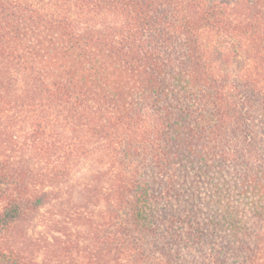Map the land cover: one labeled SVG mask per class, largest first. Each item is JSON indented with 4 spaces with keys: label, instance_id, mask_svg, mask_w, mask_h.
<instances>
[{
    "label": "trees",
    "instance_id": "16d2710c",
    "mask_svg": "<svg viewBox=\"0 0 264 264\" xmlns=\"http://www.w3.org/2000/svg\"><path fill=\"white\" fill-rule=\"evenodd\" d=\"M244 4L0 0V264H258L264 0ZM84 162V246L68 223L43 260L4 245Z\"/></svg>",
    "mask_w": 264,
    "mask_h": 264
},
{
    "label": "rangeland",
    "instance_id": "374dc122",
    "mask_svg": "<svg viewBox=\"0 0 264 264\" xmlns=\"http://www.w3.org/2000/svg\"><path fill=\"white\" fill-rule=\"evenodd\" d=\"M237 8L238 11L241 10L242 12V10H245L247 13L244 0H239ZM226 36L227 40L229 35ZM239 39L235 38L234 41L236 45H238V43L240 44ZM224 45L226 54L223 60V68H225L223 71L226 72L234 69L239 72L242 69L240 74L249 73L256 77V68L250 65L251 62L246 58L243 48H237V52L235 51L233 57V55L229 54L228 44L224 43ZM261 45L264 46V40ZM258 81L264 85V76L262 77L260 75ZM96 146L100 147L99 149H102L100 144H96ZM96 164V162H93L94 166ZM86 167H90L89 162L80 163L74 170L71 180H68V182L62 186V189H64L63 195L61 196L60 192L58 197L42 206L34 214L31 220L23 222L16 227L17 229L15 228L10 236H5L3 239L4 245L12 247L13 249H20L27 256L37 261L43 260L44 258L59 253L61 250V240L67 239L64 234H61V224L68 223L67 225L71 228V237L77 239L80 246H84V242L88 239L84 225L78 224L79 226H73V221L69 219L70 216L67 213L69 212L72 214L74 208L81 206L79 200L80 193H78L80 187L78 186L80 185L79 182L83 176H85V179L90 176V171H88V168ZM70 190L72 191L71 194L69 193ZM263 241L255 260L258 264H264Z\"/></svg>",
    "mask_w": 264,
    "mask_h": 264
}]
</instances>
